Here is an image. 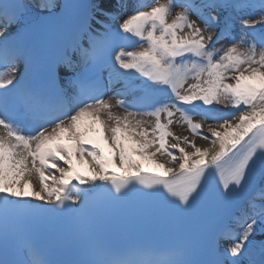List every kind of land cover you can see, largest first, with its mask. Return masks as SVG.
Masks as SVG:
<instances>
[{
	"label": "snow or ice",
	"instance_id": "obj_1",
	"mask_svg": "<svg viewBox=\"0 0 264 264\" xmlns=\"http://www.w3.org/2000/svg\"><path fill=\"white\" fill-rule=\"evenodd\" d=\"M0 264H264V0H0Z\"/></svg>",
	"mask_w": 264,
	"mask_h": 264
},
{
	"label": "bare ground",
	"instance_id": "obj_2",
	"mask_svg": "<svg viewBox=\"0 0 264 264\" xmlns=\"http://www.w3.org/2000/svg\"><path fill=\"white\" fill-rule=\"evenodd\" d=\"M130 10H131V8H130ZM251 11H252L251 9H244L243 13H241V14L249 13ZM196 119H199V117H196ZM173 130L176 131L179 134H185V135L188 134L184 129H181V128H178V127H174ZM197 142L198 143H205L204 141H200L199 139L197 140ZM81 170L83 171V169H81Z\"/></svg>",
	"mask_w": 264,
	"mask_h": 264
},
{
	"label": "rangeland",
	"instance_id": "obj_3",
	"mask_svg": "<svg viewBox=\"0 0 264 264\" xmlns=\"http://www.w3.org/2000/svg\"><path fill=\"white\" fill-rule=\"evenodd\" d=\"M255 18V17H254Z\"/></svg>",
	"mask_w": 264,
	"mask_h": 264
}]
</instances>
